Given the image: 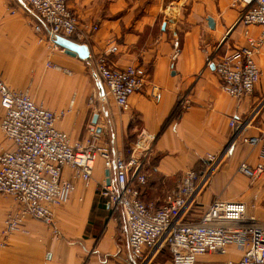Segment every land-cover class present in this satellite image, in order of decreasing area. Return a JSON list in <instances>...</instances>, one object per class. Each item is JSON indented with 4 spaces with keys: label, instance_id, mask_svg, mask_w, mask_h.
<instances>
[{
    "label": "crops",
    "instance_id": "obj_1",
    "mask_svg": "<svg viewBox=\"0 0 264 264\" xmlns=\"http://www.w3.org/2000/svg\"><path fill=\"white\" fill-rule=\"evenodd\" d=\"M230 1L67 0L86 35L85 41L67 40L85 45L89 56L103 57L111 69L134 65L145 71L144 89L130 96L127 111L120 112L104 96L90 61L51 47L46 27L33 32L39 20L26 13L22 0H0V78L9 89L26 93L45 108L65 111L55 128L70 143L80 141L86 124L94 121L100 141L112 155L126 161L140 135L152 136L148 162L140 169L145 184L138 191L140 200L153 206L161 204L184 171H202L204 156L215 155L226 146L230 119L244 121L240 138L202 189L195 204L199 210L186 220H195L217 198L244 203L246 214L264 225V170L254 181L237 172L241 163L253 167L259 162L264 148L262 143L251 146L242 141L264 133V40L253 58L260 75L247 96L225 95L211 66H206L208 59L244 46L246 37H258V26L237 23L240 10L231 7ZM166 5H174L176 14L165 13ZM93 25L96 30L89 31ZM112 46L116 51L109 53ZM152 86L155 97L149 93ZM180 99H184L183 108L178 106ZM8 147L0 133V150ZM103 173L102 160L96 158L87 187L72 181L74 192L69 201L53 209L57 237L32 218H25L4 239L0 234V264H127L121 213L107 219L95 193ZM70 174L63 169L64 178L70 179ZM14 208L10 198L0 196V231L4 216ZM202 257H197V263L206 264ZM238 257L229 246L216 264L236 262Z\"/></svg>",
    "mask_w": 264,
    "mask_h": 264
},
{
    "label": "built area",
    "instance_id": "obj_2",
    "mask_svg": "<svg viewBox=\"0 0 264 264\" xmlns=\"http://www.w3.org/2000/svg\"><path fill=\"white\" fill-rule=\"evenodd\" d=\"M22 5L26 13L39 20V25L32 27L33 32H41V26L48 29L46 41L51 47L60 48L54 44L52 36L86 40L67 0H22ZM230 5L240 10L237 23L260 28L258 37H246L244 46L217 59H208L206 66H211L225 95L240 99L252 92L260 75L253 58L264 40V0H231ZM94 30L95 25L89 27V31ZM115 51L114 46L108 49L109 53ZM86 60L91 63L92 74L103 87L104 96L109 97L120 112H126L129 97L141 92L146 85L145 71L134 65L111 69L103 57L88 55ZM45 66L50 67L49 63ZM155 92L156 87L152 86L150 96L155 97ZM184 105V99H180L178 106L183 108ZM0 109V133L9 142L7 149L0 150V196L10 198L15 205L4 216L0 231L3 239L16 231L25 218L43 223L57 237L53 209L69 201L74 192L72 181L88 186L94 162L100 158L104 173L96 184L95 193L107 219L121 213L126 229L127 264H148L162 248L168 250L170 264H199L197 257L223 256L229 246L236 249L239 257L236 262L225 264H264V225L246 214L244 203L214 198L195 220H186L216 165L240 138L244 121L230 119L226 146L215 155L204 156L202 171H184L161 204L153 206L140 200L138 191V186L145 184L140 169L148 162L152 136L140 135L126 161L110 153L92 122L86 124L80 141L70 143L67 136L55 128L65 111L45 108L26 93L9 89L1 78ZM242 141L251 146L264 144V133ZM64 168L71 171L70 179L63 177ZM263 170L264 148L260 161L253 167L241 163L237 168L249 181L257 179Z\"/></svg>",
    "mask_w": 264,
    "mask_h": 264
},
{
    "label": "rangeland",
    "instance_id": "obj_3",
    "mask_svg": "<svg viewBox=\"0 0 264 264\" xmlns=\"http://www.w3.org/2000/svg\"><path fill=\"white\" fill-rule=\"evenodd\" d=\"M176 12H177V10L174 8V5H166L165 13H167L168 15H174V14H176ZM94 102H95V100H94ZM208 183H209V181L207 182V185H208ZM199 197H198V199H199ZM198 199H197L196 203L198 202ZM198 210L199 209L197 208V205H195V207L192 208L188 212L187 216H189V214H196V211H198ZM217 258H218V256L212 255V254L205 255L202 257L203 261H205L206 264H216ZM169 260H170V257L168 255L167 251L164 248H162L155 254V256L151 259V261L148 264H169Z\"/></svg>",
    "mask_w": 264,
    "mask_h": 264
},
{
    "label": "water",
    "instance_id": "obj_4",
    "mask_svg": "<svg viewBox=\"0 0 264 264\" xmlns=\"http://www.w3.org/2000/svg\"><path fill=\"white\" fill-rule=\"evenodd\" d=\"M54 44L59 46L66 55L78 57L85 60L88 56L87 48L84 45L75 44L65 38L59 36H52ZM94 123V121L92 122Z\"/></svg>",
    "mask_w": 264,
    "mask_h": 264
}]
</instances>
